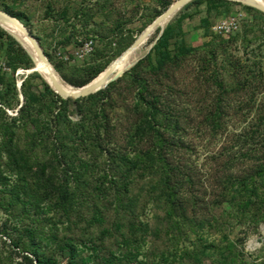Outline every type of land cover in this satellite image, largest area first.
Returning <instances> with one entry per match:
<instances>
[{
	"label": "trees",
	"instance_id": "16d2710c",
	"mask_svg": "<svg viewBox=\"0 0 264 264\" xmlns=\"http://www.w3.org/2000/svg\"><path fill=\"white\" fill-rule=\"evenodd\" d=\"M6 1L0 7L31 28L32 18L19 10L23 4ZM154 1L158 7L143 8L141 32L173 3ZM96 5L106 9L99 0ZM238 5L252 19L242 20L228 37L215 33L218 20ZM69 12L70 6L55 11L48 3L45 16L56 23L82 19L85 37L76 39L74 33L62 45L93 38L95 51L81 65L60 59L58 52L46 54L59 82L79 90L135 42L128 25L136 15L116 14L111 26L87 30L94 9L85 2L74 18ZM189 24L210 40L190 44ZM254 44L260 53L252 51L251 58ZM263 49V12L230 0H193L131 70L106 89L75 100L62 98L37 72L23 80L20 91L17 72L35 64L0 27V55L11 70L0 72V213L5 217L0 264H249L226 230L237 224L258 230L264 223ZM188 64L196 67L199 83L208 85L205 95L211 99L194 110L181 107L186 93L175 85L176 74ZM36 79L42 80L41 90ZM232 95L239 98V111L254 119L247 134L251 148L243 154L252 162L237 172V159L227 160L206 199L195 168L183 159V151L191 150L186 137L193 125L212 136L223 132ZM124 105L128 127L121 143ZM193 111L202 119L195 122ZM217 234L219 242L211 239ZM244 240L238 242L243 246Z\"/></svg>",
	"mask_w": 264,
	"mask_h": 264
},
{
	"label": "rangeland",
	"instance_id": "374dc122",
	"mask_svg": "<svg viewBox=\"0 0 264 264\" xmlns=\"http://www.w3.org/2000/svg\"><path fill=\"white\" fill-rule=\"evenodd\" d=\"M5 0H0L3 3ZM101 3L106 4V9L104 11H98L99 6L96 5L97 0H17V4H23L18 6L21 11L27 13L32 19L31 28L33 34L39 39L41 45L43 46L45 52L46 50L51 54H56L57 52H74L76 47L79 45L76 40H72V43L67 47L62 45L67 36H71L75 33L76 39L79 40L85 37L86 28L83 25L82 19H73L70 23H56L52 18H47L45 16V10L48 7V3H52L55 11H60L66 6H70L69 16L71 18L75 17V12L85 2L94 9L96 12L94 20L87 27V30H91L94 26L105 25L111 26L113 24L112 18L118 15V17L126 18L135 16L134 21L128 25V29L132 30L137 38L143 29V20H141L143 8L149 6H157L154 0H112V2H107L105 0H99ZM176 0H173L175 2ZM8 4L12 5V0L6 1ZM0 9H2L0 7ZM243 9L242 6H237L236 10ZM3 10V9H2ZM138 11V13H137ZM77 25L76 29L74 25ZM197 24V23H196ZM166 25V23L164 24ZM195 24H189L186 27L188 32V42L193 45H201L204 42L210 40V37L204 35V30L196 29ZM157 31V30H156ZM156 31L149 37V39L140 46L137 51H135L133 60L136 58H144L151 45V40L155 39ZM98 46H102L100 41L97 42ZM259 44H254L250 49V57H254L255 54L260 53ZM113 54L116 47L111 49ZM258 50V51H257ZM232 51L242 56L244 54L243 50H237V48L232 49ZM139 52V53H138ZM264 55V49L262 50ZM252 53V54H251ZM3 55H0L2 57ZM141 56V57H140ZM132 60V61H133ZM26 71V70H25ZM24 71L17 72L18 83H21L28 75ZM197 70L194 64H188L184 69L176 74L177 83L175 84L178 89L183 90L186 95L180 99L181 107H188L191 109H196L203 105L204 100L210 101L211 99L205 95L208 85L203 82V85L199 83L196 79ZM42 76V75H41ZM42 78L48 81L44 76ZM36 90L42 89V80H35ZM199 87V88H198ZM198 88V90H197ZM127 103L132 102V96H128ZM238 97L230 99V103L233 104L228 109L227 116L225 117L226 129L217 136H212L210 131H201L197 129L196 125H193L188 129L186 140L191 146V150L188 152L183 151V159L189 161L197 172L198 189L200 190V195L210 197L212 192L216 190V180L221 175L223 165L231 157L236 158L237 172L247 168L251 164V160L244 157L251 147L247 144V134L254 121L253 117L247 118L245 116V111H239L238 108ZM204 103H207L204 102ZM124 107V108H123ZM119 109V116L121 122L118 127V134L120 142H124L126 130L128 127V112L126 111V105ZM14 114V112H10ZM192 117L196 118V121L202 119L196 111L191 112ZM247 139V140H245ZM251 142V141H249ZM253 146V145H252ZM148 218L152 219V213L147 214ZM5 217L0 213V220L3 221ZM226 233L230 235V238L235 243H238L239 249L242 250L244 259L249 262V264H264V223L260 225L258 230H255L248 225H236L235 227L226 230ZM212 240H222V235L217 234L212 236ZM245 239L244 245L242 246L238 240Z\"/></svg>",
	"mask_w": 264,
	"mask_h": 264
},
{
	"label": "water",
	"instance_id": "95a60500",
	"mask_svg": "<svg viewBox=\"0 0 264 264\" xmlns=\"http://www.w3.org/2000/svg\"><path fill=\"white\" fill-rule=\"evenodd\" d=\"M193 0H176L171 4V6L162 13L158 18L154 20L153 23H151L135 40V42L126 50L124 51L116 60H114L109 67L102 72L96 79H94L92 82L87 84L84 87H80L77 92H66L63 89H61L56 83L50 84L47 82L51 88L59 94L64 99H79L83 97L90 96L92 94H96L100 92L101 90L106 89L112 82L117 81L120 79L126 72L131 70L142 58L137 59L132 64L123 67L119 69L116 65L118 62L124 60L129 55H131L133 52H135L140 46H142L149 37L158 29L161 28V32L156 39V41L151 45L148 53L151 51V49L155 46L157 40L161 37L163 34L167 24L190 2ZM234 2H238L240 4L255 8L261 12L264 13V3L258 2L257 0H230ZM9 23L12 25H15L18 27L29 39L31 44L35 47L37 52V58L38 60L46 67L54 68L52 63L50 62L43 46L41 45L39 39L31 32V30L25 26L23 22H21L18 18L15 16L9 14L8 12L0 9V27H2L5 31H7L1 23ZM166 23V25H164ZM8 32V31H7ZM11 36H13L20 44L21 46L26 50V52L30 55V57L33 59L35 67L29 70H26L27 75L33 74V73H39L40 74V66L38 64L37 59L33 57L31 52L10 32H8ZM147 53V54H148ZM55 69V68H54ZM23 81L18 84V88L21 91ZM24 101V97L22 96V102Z\"/></svg>",
	"mask_w": 264,
	"mask_h": 264
},
{
	"label": "built area",
	"instance_id": "2783aa9c",
	"mask_svg": "<svg viewBox=\"0 0 264 264\" xmlns=\"http://www.w3.org/2000/svg\"><path fill=\"white\" fill-rule=\"evenodd\" d=\"M252 19L246 11L243 9L236 10L230 16L221 17L217 24L214 26L213 30L217 34H223L225 36H230L236 32L242 20ZM95 51V41L93 38L87 39L81 43L74 52H58V56L62 60H66L73 64H84L87 59L91 57ZM10 72V68L7 65V59L5 57H0V72Z\"/></svg>",
	"mask_w": 264,
	"mask_h": 264
},
{
	"label": "bare ground",
	"instance_id": "6f19581e",
	"mask_svg": "<svg viewBox=\"0 0 264 264\" xmlns=\"http://www.w3.org/2000/svg\"><path fill=\"white\" fill-rule=\"evenodd\" d=\"M258 2H261V3H264V0H257ZM1 25L8 31L10 32L12 35H14L30 52L31 54L33 55V57L35 59H37L38 61V64L40 66V74L42 76H44L48 82L50 84H53L56 83V85H58L61 89H63L64 91L66 92H69V93H72V92H77L78 90H70L66 87H64L60 82L59 80L57 79V77L55 76L52 68H49V67H46L44 66L37 58V52H36V49L35 47L31 44V42L29 41V39L27 38V36L18 28L16 27L15 25H12V24H9V23H1ZM137 51V50H136ZM134 53L133 52L131 55H129L127 58H125L124 60L120 61L117 63V67L119 69L123 68V67H126L130 64H132L133 62H135L137 59L139 58H136L135 60H133V56H134ZM139 53V52H138ZM141 57V56H140ZM133 60V61H132ZM21 72L24 71L23 73H25L26 71L21 69L20 70ZM79 89V88H78ZM80 90V89H79Z\"/></svg>",
	"mask_w": 264,
	"mask_h": 264
}]
</instances>
